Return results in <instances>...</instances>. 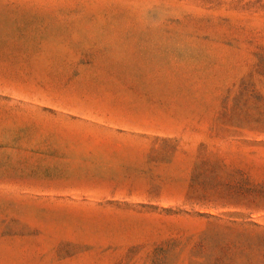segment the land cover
I'll list each match as a JSON object with an SVG mask.
<instances>
[{"label": "rangeland", "instance_id": "1", "mask_svg": "<svg viewBox=\"0 0 264 264\" xmlns=\"http://www.w3.org/2000/svg\"><path fill=\"white\" fill-rule=\"evenodd\" d=\"M264 0H0V264H264ZM249 239V240H248Z\"/></svg>", "mask_w": 264, "mask_h": 264}, {"label": "trees", "instance_id": "2", "mask_svg": "<svg viewBox=\"0 0 264 264\" xmlns=\"http://www.w3.org/2000/svg\"><path fill=\"white\" fill-rule=\"evenodd\" d=\"M257 63L255 64L256 71L264 74V47H259L256 51ZM251 242L246 244V240L242 245H224L218 253L211 255H264V231L252 233L249 238ZM248 239V240H249Z\"/></svg>", "mask_w": 264, "mask_h": 264}]
</instances>
